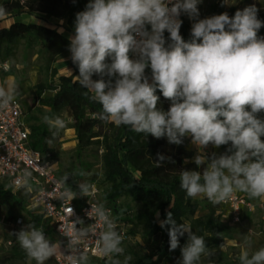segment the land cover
Here are the masks:
<instances>
[{"label":"clouds","instance_id":"clouds-1","mask_svg":"<svg viewBox=\"0 0 264 264\" xmlns=\"http://www.w3.org/2000/svg\"><path fill=\"white\" fill-rule=\"evenodd\" d=\"M200 3L202 0H89L85 10L76 14L74 34L68 38L70 59L78 69L76 79L85 89L81 95L101 106L95 118L126 126L137 134L166 138L174 145L189 138L203 150L229 146L221 154L197 153L191 161L197 170L180 171V188L188 198L203 196L219 205L239 192L249 199L264 200V36L258 35L264 21L255 4L236 10L233 16L224 12L201 19ZM224 5L231 3L222 0ZM182 14L193 21L189 41L180 34ZM6 15L7 9L0 5V18ZM58 32L62 34L63 29ZM157 90L170 101L166 111L159 106ZM18 94L15 85H0V109L12 104ZM42 119L53 139L66 127L61 116ZM165 161L175 163L162 154H157L154 163L161 167ZM189 162L188 158L183 161ZM78 175L90 177L92 173ZM32 176V170L25 168L9 187L28 195L33 191ZM69 178L66 173L61 183L67 184ZM76 186L78 191L69 186L63 196L73 200L90 195L92 185L87 180ZM67 212L75 215L72 207ZM123 212L121 209L119 215ZM87 216L100 227L98 236L91 225L77 227L83 220L76 217L64 250L34 223L12 234L28 261L35 264H46L58 250L68 264H90L89 255L80 247L90 235L96 236L98 251L107 264H130L132 257L125 254L124 237L110 210L99 203ZM159 226L167 231L169 250L180 248L176 264H214L215 252L190 224H178L168 211ZM238 260L239 264H264V247L252 250L251 241L246 240Z\"/></svg>","mask_w":264,"mask_h":264},{"label":"trees","instance_id":"trees-1","mask_svg":"<svg viewBox=\"0 0 264 264\" xmlns=\"http://www.w3.org/2000/svg\"><path fill=\"white\" fill-rule=\"evenodd\" d=\"M89 0H3L0 5L7 9L8 16H19L22 13H40L47 16L63 19L67 33L74 34V22L78 12L84 11ZM236 6L224 5L222 0L209 3L206 17L227 12L233 16L238 10ZM241 10V9H240ZM264 21V15H258ZM183 21L180 34L185 41L191 39V26L186 21V14H182ZM264 34V27L258 35ZM165 32V37H168ZM24 42L27 48L37 44L45 54L44 70L47 80H38L33 90L32 107H44V115L58 116L64 113L71 122L76 140V153L80 155L88 147L102 150V184L106 185L101 190V200L113 209V214L120 225L125 226L126 236H140L144 245L137 244L126 251L132 257L130 264H176L180 258V248L169 250V237L167 231L159 226V221L166 218V213L171 211L176 222H186L192 230L204 237L210 249L219 248L224 243L226 227L223 220L224 207L211 205L213 211L200 214L198 201L188 198L181 190L179 184L182 169L197 170L191 162V153L187 150L189 138L183 144H169L166 138L156 139L150 134H137L126 126H116L111 122H104L95 118V114L102 110L101 106L83 97L82 89L76 79L67 75H58L53 63L68 50L69 39L55 29L35 22H23L15 19L7 27L0 28V59H7L13 55L15 47ZM75 73H78L76 65ZM150 74V69L146 70ZM93 79H98L94 76ZM46 92L49 94L45 95ZM160 96V107L165 111L170 106V101ZM40 110V109H39ZM36 117H30L35 119ZM40 126L31 127L30 137L34 140L32 145L39 149L44 157L51 162H57V155L42 138L45 131L39 132ZM264 140V137L261 138ZM212 147V146H209ZM229 146L219 147L224 153ZM157 154L171 157L175 163L163 162L161 167H156L154 161ZM185 158L190 159L184 164ZM202 170V169H198ZM247 196V195H246ZM128 197L132 202H137L140 207L133 211L130 204L119 203V198ZM254 203L258 199H250ZM28 195L23 190L14 191L0 184V209L7 206L9 209L26 210ZM123 209V215H119ZM222 209V210H221ZM28 213V212H27ZM159 213V217H157ZM249 212H245L247 214ZM12 219V215L8 216ZM41 216L34 217L33 223L39 225ZM44 227V225H43ZM185 235L180 239L182 247L186 242ZM24 263L27 261L24 250L19 255ZM102 261L107 264L106 260ZM95 264V263H94Z\"/></svg>","mask_w":264,"mask_h":264},{"label":"rangeland","instance_id":"rangeland-1","mask_svg":"<svg viewBox=\"0 0 264 264\" xmlns=\"http://www.w3.org/2000/svg\"><path fill=\"white\" fill-rule=\"evenodd\" d=\"M258 1L260 4H264V0H229V3L242 10L247 4L251 2L258 3ZM208 5L209 2L207 0H202V3L198 5L201 19L206 18ZM186 21L189 24L193 23L187 15ZM6 62L9 66V70L7 71L1 68V65ZM44 63L45 54L39 45L34 44L32 47L27 48L24 42H21L15 47L12 56L5 60L0 59V85H6L7 80L10 81V84L15 85L19 93L16 98L26 114L30 132L33 126H40L39 132L45 131L42 142L57 155V163L55 165L56 176L61 180L66 173L70 174V178L66 182L67 184H65L66 187L68 188L70 186L74 191H78L76 184L87 180L88 183L95 182L100 187V190H102L104 186L106 187V185L102 184V150L96 147H88L83 150L80 155H77L76 143L74 142L75 138L72 135V130L68 129L69 123L67 122L68 118L66 115L64 113L58 115L66 121V127L55 139H53L48 125L42 119L47 109L44 107L39 108L37 105L32 107L34 96L33 87L35 83H37L38 80H47L48 77L47 72L44 70ZM47 94H49V92L45 93V95ZM30 117L36 118L30 119ZM33 140L34 139L31 137V141ZM49 140L52 142L49 143ZM186 148L192 155L190 158L191 160H193L197 153L203 154L204 151L208 155H211L212 152L221 154L220 148L208 147L203 150L191 142L187 143ZM81 171L90 172L92 175L90 177H81L78 175ZM195 199L200 205L197 214L213 211L211 207L212 204L206 197L199 196ZM118 201L122 204H130L133 211L140 207L139 203L132 202L128 197H121ZM27 212L9 209L7 206L0 209V264H35V261L29 262L28 259L24 263L20 260L19 255L23 249L20 247L16 236L12 234L18 232L28 223H33L34 217L38 215L36 213ZM260 212L258 207L251 215H247L246 217L243 216L241 222L237 224L224 222L226 227L224 243L219 248L212 249L215 252V255L212 257L214 264H239L238 256L245 247L246 240L251 241L252 250H258L260 247H264V215L261 216ZM9 215H12L13 218L9 219ZM18 218H21L23 222L22 225L16 224ZM39 222L45 227L48 225L44 220H39ZM48 238L53 240L52 234H50ZM137 244L141 246L144 245L140 236L128 234L123 242L125 254L127 250L131 247H136ZM120 259L123 260L124 257L122 256ZM94 263L104 264L102 261H96ZM46 264H53V259L50 258L46 261ZM204 264H207V261H205Z\"/></svg>","mask_w":264,"mask_h":264},{"label":"built area","instance_id":"built-area-1","mask_svg":"<svg viewBox=\"0 0 264 264\" xmlns=\"http://www.w3.org/2000/svg\"><path fill=\"white\" fill-rule=\"evenodd\" d=\"M207 1L212 3L218 0ZM252 4H255L259 9L258 15H264V4H260L258 1V3L251 2L246 6ZM1 68L5 71L9 70L7 62L2 64ZM56 163L46 159L39 149L32 146L26 114L17 98L7 108L0 109V184L6 188H11L9 185L25 168L32 170L31 186L33 191L28 194L26 210L40 215L41 219L48 223L49 227L62 240L61 249L64 250L67 245L66 237L71 235L73 221L76 217L83 220V224L77 225V227L91 225L98 236L100 227L94 224V219L87 216V212L93 206L102 203L113 216L114 214L113 209L100 199L101 190L95 182L90 183L92 187L88 197L78 195L73 200L64 197L63 193L67 187L61 183L55 174ZM11 189L17 191L15 188ZM220 205L225 208V214L230 224L241 222L245 212H253L258 207L261 212L264 211V200L258 199L254 203L246 195L239 192L234 193L230 200ZM69 207H72L75 212L72 217L67 212ZM16 224H23L21 218L17 219ZM117 225L118 231L125 239V226L118 222ZM38 227H42L47 236L46 228L40 224ZM80 247L89 255L90 261L106 259L98 251L96 236L90 235L86 241L81 243ZM62 250L54 256V264H68ZM65 254L70 253L65 252Z\"/></svg>","mask_w":264,"mask_h":264},{"label":"crops","instance_id":"crops-1","mask_svg":"<svg viewBox=\"0 0 264 264\" xmlns=\"http://www.w3.org/2000/svg\"><path fill=\"white\" fill-rule=\"evenodd\" d=\"M2 1L3 0H1L0 3ZM3 18H0V28L1 27H7V26H9V24L11 22H13L15 19H20L21 21L26 22V23L27 22H35L37 24H43V25H45L47 27H50L52 29H55L57 31H58V29H63V34L65 36H67L68 38H69V36L72 35V34H69V33L66 32V30L64 28L65 21L63 19L53 18V17L47 16L45 14H40V13H34V14L22 13L21 15L15 16V17L6 15ZM53 66L57 69L58 75H67V76H71V77H76V75H78V73H75V71H74V68H73V65H72V61L70 59V52L68 50H66L63 53V55L61 57H59L53 63ZM7 84H10V81L9 80L6 81V85ZM2 85H5V84H2ZM67 122L70 123L71 120L70 119H67ZM68 129L69 130H72L71 131L72 132V135L75 138L74 130L72 128H68ZM74 142L76 143V140L75 139H74ZM225 212H226V210L224 209L223 220H224V222H228L227 216H226ZM254 212L255 211L249 212V213L245 214L244 217H246L247 215H251ZM260 214H261V216H263L264 215V211L263 212H260ZM40 220H42V219L40 218ZM40 225H42V224H40ZM45 228H46V231H47V237H49L50 234H52L53 240L52 239H49V238L48 239L51 240L54 243H57L58 245H60V247H62V240L49 227V225H46ZM59 251L60 250H58V252ZM52 259H53V264H54V257H52ZM90 264H94L92 260L90 261Z\"/></svg>","mask_w":264,"mask_h":264}]
</instances>
